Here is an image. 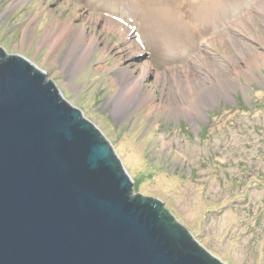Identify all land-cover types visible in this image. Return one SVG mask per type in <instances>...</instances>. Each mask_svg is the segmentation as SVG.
Instances as JSON below:
<instances>
[{"label": "rangeland", "instance_id": "rangeland-1", "mask_svg": "<svg viewBox=\"0 0 264 264\" xmlns=\"http://www.w3.org/2000/svg\"><path fill=\"white\" fill-rule=\"evenodd\" d=\"M174 1L186 21L198 0ZM218 7L206 30L169 47L127 0H0V46L100 130L133 194L160 199L223 263L264 264V0ZM67 24L85 31L75 51V29L53 50L42 44L46 28ZM128 72H144L142 92Z\"/></svg>", "mask_w": 264, "mask_h": 264}, {"label": "water", "instance_id": "water-1", "mask_svg": "<svg viewBox=\"0 0 264 264\" xmlns=\"http://www.w3.org/2000/svg\"><path fill=\"white\" fill-rule=\"evenodd\" d=\"M131 188L100 130L0 46V264H225Z\"/></svg>", "mask_w": 264, "mask_h": 264}, {"label": "bare ground", "instance_id": "bare-ground-1", "mask_svg": "<svg viewBox=\"0 0 264 264\" xmlns=\"http://www.w3.org/2000/svg\"><path fill=\"white\" fill-rule=\"evenodd\" d=\"M133 8L140 10L144 17L148 18L155 26V33L160 36V40L167 46H177L186 43L192 36L202 32L205 27L216 18L218 6L222 0H198L188 5L185 13V20L182 19L175 6V1L169 0H127ZM169 1V2H168ZM166 2V3H165ZM156 3V6L153 5ZM165 3V4H164ZM202 22L204 27L199 30L193 29L194 25ZM75 29V30H74ZM70 30H74L70 45V51H75L80 43L85 38V31L83 29L75 28L73 25L67 24L56 33L53 29H47L42 36V44H48L50 50H53L56 40H61L63 36L68 34ZM94 38H90L86 45L81 44V47L90 49L94 46ZM147 68L144 69V72ZM144 72L134 77L128 72L125 82L130 88L137 92H142L144 89L143 79ZM149 95H143V100L150 101Z\"/></svg>", "mask_w": 264, "mask_h": 264}, {"label": "trees", "instance_id": "trees-1", "mask_svg": "<svg viewBox=\"0 0 264 264\" xmlns=\"http://www.w3.org/2000/svg\"><path fill=\"white\" fill-rule=\"evenodd\" d=\"M160 214H161L162 216H166V217H168V218H169V217L171 218V216H172V217H173L172 224H173V225L179 224L178 221H177V219H176V217L173 216V213H172L171 210H169L168 208L162 206V207H161V210H160ZM187 234H188V236H192L191 233H190L189 231H187ZM198 244H199V243H198ZM199 245H200V244H199ZM200 247H201L202 249H204L203 246L200 245ZM205 250H206V249H205ZM206 252H209V251L206 250ZM209 253H210V252H209ZM209 253H208V254H209ZM212 257H213V255H212ZM213 258H214V257H213Z\"/></svg>", "mask_w": 264, "mask_h": 264}]
</instances>
